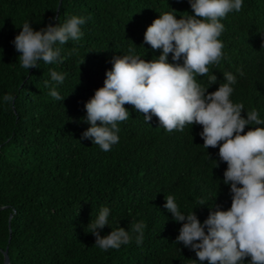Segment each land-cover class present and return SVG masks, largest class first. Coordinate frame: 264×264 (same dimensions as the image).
<instances>
[{"label": "trees", "instance_id": "16d2710c", "mask_svg": "<svg viewBox=\"0 0 264 264\" xmlns=\"http://www.w3.org/2000/svg\"><path fill=\"white\" fill-rule=\"evenodd\" d=\"M164 12L177 19L194 15L189 0H0V264L5 249L9 264H200L176 242L182 222L163 206L171 194L182 213L193 209L202 224L217 206L231 207L230 185L223 182L227 164L218 147H203L202 126L168 132L155 115L146 122L125 104L130 115L118 122L119 141L110 151L82 139L90 127L85 103L103 86L112 58L151 61L161 54L144 43V33ZM73 15L86 23L79 41L56 45L64 62L22 68L12 43L22 25L40 30ZM220 22L224 55L197 82L207 87L214 74L217 81L207 88L213 92L231 72L237 78L231 101L244 105L245 118L255 109L264 119V0H243L239 12ZM168 62L176 63L171 53ZM50 70L63 74V83L51 81ZM45 81L63 101L50 96ZM7 94L14 102L4 101ZM251 127L264 124L246 125L245 132ZM103 207L111 226L100 235L124 227L130 243L107 251L95 245L88 224ZM139 221L146 228L138 246L131 224Z\"/></svg>", "mask_w": 264, "mask_h": 264}, {"label": "clouds", "instance_id": "9594fccd", "mask_svg": "<svg viewBox=\"0 0 264 264\" xmlns=\"http://www.w3.org/2000/svg\"><path fill=\"white\" fill-rule=\"evenodd\" d=\"M189 3L194 15L177 19L174 12L160 13L147 27L144 43L153 50L162 49L158 58L151 61L138 55L112 58V68L106 71L103 86L85 103L84 119L90 127L83 132L82 139H91L101 150L110 151L119 141L118 122L126 121L130 115L125 104L142 113L146 122L155 115L168 132L183 131L186 125H201L203 147H218L220 160L227 164L223 182L230 185L231 207L221 210L217 206L202 224L193 209L182 213L175 197L167 195L163 207L175 221L182 222L176 242L193 250L200 264H245L246 257H250L248 264H264V127H251L245 132L246 125H261L264 119L255 109L247 111L245 118L241 115L244 105L231 101L232 85L237 82L231 72L223 74L226 82L213 92L207 88L217 81L214 74L209 77L207 87L196 79L207 75L208 66L219 64L222 59L224 45L219 37L224 25L220 21L233 10L239 12L243 0H189ZM85 23V17L73 15L63 24L50 22L45 28L34 30L30 22H25L12 41L20 53V66L29 70L39 68L40 61L63 63L66 57L61 56L56 45L79 41ZM170 53L176 63L168 62ZM237 71L244 75L241 69ZM50 76L56 83L65 79L54 70H50ZM45 86L50 87L52 98L64 100L54 85L45 81ZM3 99L14 102L11 94ZM204 204L201 200L200 205ZM109 214V208L103 207L94 222L88 224L95 245L102 251L119 249L133 239L120 226L100 235V230L110 225ZM145 228L143 221L131 224L138 246L143 243Z\"/></svg>", "mask_w": 264, "mask_h": 264}, {"label": "water", "instance_id": "95a60500", "mask_svg": "<svg viewBox=\"0 0 264 264\" xmlns=\"http://www.w3.org/2000/svg\"><path fill=\"white\" fill-rule=\"evenodd\" d=\"M3 253H4V262H3V264H9L8 250L7 249L3 250Z\"/></svg>", "mask_w": 264, "mask_h": 264}]
</instances>
